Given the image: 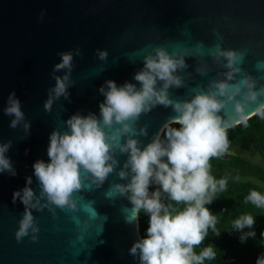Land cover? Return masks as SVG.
<instances>
[{
	"label": "water",
	"instance_id": "95a60500",
	"mask_svg": "<svg viewBox=\"0 0 264 264\" xmlns=\"http://www.w3.org/2000/svg\"><path fill=\"white\" fill-rule=\"evenodd\" d=\"M200 42L202 52L197 50ZM217 45L243 58L237 65L242 71L230 83L250 75L257 89L264 87V0H0V142L12 141L6 156L17 172L0 173V264H139L129 255L132 244L142 237L139 213L128 223L130 200L108 195L111 185L128 182L118 176L127 155H117L120 164L101 187L85 179L74 196L77 210L33 209L40 229L35 241L31 232L19 242L16 239L25 206L19 199L13 203V194L31 176V187L39 195L33 164L40 159L50 162L51 132L67 130L65 122L76 112L99 116L104 99L99 88L106 80L139 87L133 77L143 67V57L164 47L184 54L188 65L178 72L185 86L170 88V97L190 100L192 89L207 92L212 80L225 79L226 61L217 63L210 55ZM77 47L82 55L74 56L70 99L61 97L47 112L48 90L55 85L52 70L60 62L57 53ZM97 49L108 51L107 61L99 60ZM13 91L31 123L30 134L22 124L10 128L12 117L3 113ZM246 91L227 102L220 115L225 119L234 115L235 104L243 102ZM259 101L264 102V95ZM257 106L258 102H249L247 114ZM173 116L172 107L163 105L142 114L134 138L146 146ZM144 126L147 136L139 134Z\"/></svg>",
	"mask_w": 264,
	"mask_h": 264
},
{
	"label": "clouds",
	"instance_id": "9594fccd",
	"mask_svg": "<svg viewBox=\"0 0 264 264\" xmlns=\"http://www.w3.org/2000/svg\"><path fill=\"white\" fill-rule=\"evenodd\" d=\"M203 48L200 42L197 50L202 52ZM57 55L60 62L52 70L55 85L48 90L44 104L47 112L52 111L53 104L61 97L70 99L69 88L75 84L71 78L74 56H81L82 52L77 47ZM210 55L217 63H222L223 58L226 63L222 66L228 71L223 73L225 79L212 80L207 92L197 87L192 89L195 94L190 100L172 99L169 89L185 86L178 72L188 67L186 56L156 47L143 57V67L134 74L133 79L139 87L131 82L118 85L114 80H106L99 88L104 97L99 104V116L94 112L87 115L76 112L66 120L67 130H53L47 149L50 162L40 159L33 164L39 195L31 187V176L26 178V186L13 194V203L19 199L25 206L16 232L17 241L30 232L33 241L38 239L36 234L40 229L33 209L48 208L53 213L56 207L77 210L74 196L83 189L85 179L96 188L101 187L119 166L117 155L125 154L127 159L118 176L128 182L111 185L108 195L119 194L130 200L133 207L126 217L128 223L136 221L141 210L148 215L146 235L132 244L129 255L138 258L139 264H205L206 260H215L217 254L212 246L196 251L210 229L216 232L217 216L207 205L227 186L226 179L217 180L211 175L210 161L228 154L229 128L239 124L247 126L254 115L264 118V102L259 101L264 87L257 89V82L250 75L238 83H230L242 71L237 65L243 58L237 51L217 45ZM97 56L107 61L109 53L97 49ZM61 72L63 75H57ZM245 88L243 102L237 101L235 114L225 119L220 115L221 110ZM249 102H258L251 115L246 112ZM158 105L171 106L175 116L163 125L151 142L142 146L141 141L134 138L137 122L142 114ZM3 113L12 117L10 128L16 129L22 124L25 133L30 134L31 123L26 120L15 91L9 94ZM139 134L147 136V126L140 127ZM11 147V140L0 142V173L15 176L16 169L6 156ZM153 184L158 187L150 191ZM162 192L176 205H183V209L163 203ZM248 202L264 208V194L252 190L245 198V203ZM255 222L253 215L244 214L234 221L232 229L242 233L241 241L244 242L249 236H255L254 231L243 232L245 228L253 229ZM256 264H264V254L258 257Z\"/></svg>",
	"mask_w": 264,
	"mask_h": 264
},
{
	"label": "trees",
	"instance_id": "16d2710c",
	"mask_svg": "<svg viewBox=\"0 0 264 264\" xmlns=\"http://www.w3.org/2000/svg\"><path fill=\"white\" fill-rule=\"evenodd\" d=\"M228 136V154L210 161L211 175L217 180H227L226 190L218 192L217 198L207 205L217 216L216 232L210 229L205 241L196 251L208 246L214 248L216 259L206 260L205 264H256L258 257L264 254V208H257L251 202L245 203V198L252 190L264 194V186L260 185L264 183V118L255 115L247 126L239 124L228 129ZM246 153L252 158H246ZM157 187L155 184L151 185L150 191H155ZM161 199L166 205L171 203L179 210L183 209V205L170 201L166 193H161ZM244 214L253 215L256 222L253 229L243 230L244 233L254 231L255 236H249L242 242V233L233 230L232 225ZM139 224L141 235L145 236L148 215L143 210L139 212Z\"/></svg>",
	"mask_w": 264,
	"mask_h": 264
},
{
	"label": "rangeland",
	"instance_id": "374dc122",
	"mask_svg": "<svg viewBox=\"0 0 264 264\" xmlns=\"http://www.w3.org/2000/svg\"><path fill=\"white\" fill-rule=\"evenodd\" d=\"M244 156H245L246 158H248V159H251V158H252L251 155L248 154V153L244 154ZM260 185H261V186H264V183H261Z\"/></svg>",
	"mask_w": 264,
	"mask_h": 264
}]
</instances>
